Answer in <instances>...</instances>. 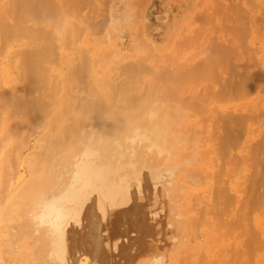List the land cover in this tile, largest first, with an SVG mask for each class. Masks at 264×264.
<instances>
[{
  "label": "bare ground",
  "instance_id": "obj_1",
  "mask_svg": "<svg viewBox=\"0 0 264 264\" xmlns=\"http://www.w3.org/2000/svg\"><path fill=\"white\" fill-rule=\"evenodd\" d=\"M74 1L76 2L78 0H74ZM12 3L13 4L11 6L9 5L8 7L7 6L3 7L4 6L3 5L0 9L1 10L0 13L4 15V17L0 16V35L2 38H3V36H6V39H7L6 44L4 46L5 49L4 48L3 49L7 51L10 48V47H8L9 46L8 43L13 40L12 37H17L18 39H20V41H21V37L26 38L28 41L26 43V45H28V46L31 45V47H28L27 49L21 48L22 51L20 50V47H19L18 51H17V49L15 51H13L14 53H16L15 55L13 54V52H12V54L7 52L10 54L11 57H9L6 62L0 63V86H1V84H3L1 82H4L5 84L9 83L7 86L10 89H14V87L17 85H14L13 83L10 84V81L14 82L15 78L20 77V78H23L22 81H23V88H24V94H22V95L20 94V96H18V94H16V92H13L14 94H12V90L10 93L8 87H6L8 90H6L5 88H4L5 89L4 90L3 88H1L2 86L0 87V97H2V99H0V118H2L3 112H5L4 114H7V115H9V114L11 115L12 113H15L17 115L20 114L23 116V115L28 114L27 117L28 118L32 117L31 120L33 122H31L30 119H28L26 116H23L24 121H19V119H17L18 123H16L17 122L15 120L16 118L15 119L12 118L13 121H16L14 126H16V124H17L18 129L20 127V122H21V128L23 127V129H21V128L19 129V131L21 132V130L24 131V126H26V124H28L27 123L28 120H29V123L36 124V126H37L38 122H34V121L35 120L39 121L40 117H41L40 121L42 120V122H43V120H45V117L48 114H50L49 112H51V110H52L51 109L52 105H54V107H56L58 109L60 108V111H64L63 112L64 115H65V111H66V116H68V117L66 118V121L64 122V120H63L64 115H62L63 117L62 116L60 117L57 115V119L55 122H51L52 121L51 120V121L45 123V126L43 123V127L45 130H44V136L42 138L44 144H42V145H44V146H43V148L40 147V149L41 148L42 149L39 151V153H40L39 157H38V154L37 155L34 154L33 156L31 155L29 157V161L27 158L24 161L25 165L28 167V172H29V175L27 178H21L22 176H24V173H21L20 171L19 172L21 174H23L22 176L17 171L18 172L17 175H15V174H13L11 176L8 175L9 178L6 177L7 173L4 170L3 171L5 174H3V175H2L3 172L0 171V188H1V190H3L4 187L8 186L9 188L7 191H8V193H11L10 198L7 200L6 199L4 200L3 199L4 197L0 198V201L2 199L4 200L2 202V205H4L6 203L3 207L4 212H3V210H1L0 221L4 218L5 221H7V222L11 223V225H13L15 223L13 221L18 220L17 219L18 215H19V217L21 216L22 218H24L26 220V222L24 221L22 224H20L21 223L20 222L21 217L19 218L18 221H16L20 225L15 223L16 226L14 225L15 226L14 228L15 229H16V227L19 228V230L16 229L17 232H15V233H14L15 230L13 231V229H12L13 227L11 225L10 226L12 227L11 229L13 232L11 231L10 227L8 228L9 224L7 226L5 223H2L3 226L1 228L5 229V225H6V228L10 229V230L6 229L8 232V234L6 232L7 236L10 235L8 238H5L4 236L0 238V243H1L0 245H1L2 249L4 251L6 249H8L9 250L8 252H10V253L12 252V254L14 253V255H15V252L22 248L23 249L22 254H21L22 257L20 255L21 259L20 260L18 259V261H20L21 264H168V263L170 264L171 261L174 262L176 255H179L182 252V250H184L183 249V247L185 246L184 241H186V240H184V236H186V234L183 235V228L185 229L186 225H188V224H185V221L187 222L188 220L185 219L184 221L183 220L180 221L181 223L179 222V220H180L179 216H181L182 213H184V212H182L180 210V207L176 206L177 205L176 202H178L176 200H178L179 198L176 199V197L173 196L172 190H175V187H173V186H176V185H173V181H175V178L177 177V175L179 173L177 166L180 165V162H178L179 165L178 164L176 165V163H175L176 159L173 161V160H171V157L174 154L172 151L177 147V145L180 144V142H182L183 131L185 133L184 129L186 127L184 128L183 125H181L183 127V129H181L182 128L181 127L180 128L181 130L177 129V131H175L176 129L173 126H171V124L174 125L175 121L178 122L181 118V114L179 113V115H178V112H176L175 110H172L171 109L172 107L170 108V106L167 107L166 104H167V102L169 103V105H170V102L175 103L177 98H178L177 102L179 103V105L181 104L180 102H183L179 99L178 95L180 94V92H182L183 90H187V89H184V88L180 89L178 87L180 85L179 82L181 83V85L185 84L186 81H190V83L194 84L193 82H198L199 80L200 81H202V80L206 81V79L212 80L214 78H215L214 79L215 82H217L218 78L216 81V77L219 76L220 74L217 75L216 77H214V75L216 73L215 69L222 67L221 64L223 63V61L226 62V61H228L227 59H230V57L232 58V56H235L237 54L236 53L237 51L234 48L237 49L238 47H236V46L234 47V44L236 45V42L238 41V39L236 42L231 41V39H230V45L225 44V43H229V41L227 42V40L223 44L222 43L219 44L220 41H222V40L219 41L216 39V42H218V44L213 45V47L210 50V54H208V57H205L204 59L202 58L201 59L202 61H199V63L192 60V61H194L193 62L194 64H191L190 62H192V61H189L190 64H187L188 62L185 63L187 65L180 64L178 66L179 68L176 67L175 65L174 66L176 68L172 67L171 70H168V69L166 70L164 68L165 71L163 69V72H160V71L156 72L157 70L155 72H152V70L150 69V66H148V65L146 66L145 63L143 64V62H141L139 60H138L139 62L138 61L135 62V61L130 60L131 63H128V64L122 66L121 70H119V71H122V72H119L122 74H119L118 76H114L115 78L113 76L108 75V77L106 76V77H103L101 80L99 79V81H98L99 85L97 84L98 85L97 87H95L96 84L94 85V82L91 78H90L91 80H89L86 77L89 81L93 82L92 83L93 89L90 86H88V87L86 86L85 87L87 89V90L85 89L86 93L85 94L83 93L84 95H79L78 92L76 90H74V87L72 84L73 79H75L76 83H77V81H79L78 79H82L85 76V74L88 73L87 72L88 70L86 71V69H85L86 63L87 64L91 63L88 61L89 58L87 60V56L89 54L86 56V54L83 53V54H81V56H82L80 58L81 61L80 62L77 61V63L72 61L68 74L65 73V76L69 75L68 81L65 83L64 80L62 79L64 82V83L62 82L63 83L62 87L64 90L63 92H65V94H64L65 99L61 100V101L60 100L58 101L57 99H56L57 101H55V99H53L54 102L49 100V101L53 102V103H51V102L49 103V101H47V100H48V98L51 97V94L54 93V92L53 93L51 92V94H50V88H51L50 85H53V87L56 90L55 86L58 85L56 83L58 81H62V80L61 79L56 80L53 77H51V75L53 73H51V71L49 69L50 66L46 65V62L49 63L51 61L48 56H50L52 51L55 50V49L52 50V46L54 44H52V46H51V43L48 44V42H47L48 40L47 41L45 40L46 38H49V33H52V32H50L48 29H46L47 30L46 31L44 28H41L37 25L34 26V25L36 23L39 24L41 22H47V23L49 22L50 26L52 24H53V26L54 25L59 26L62 23L61 22V16L59 14V12L61 11L60 10L61 6L59 7V4L54 3L52 0H12ZM230 8H232V7H230ZM230 8H228V9L226 8V10L230 11L231 10ZM64 10H66V9L64 8ZM232 10H235V8L234 9L232 8ZM64 12H66V11H64ZM10 15H11L12 19H11ZM229 16H230V14H229ZM8 17H10V19L13 21V22L10 21V23H12V24H7L9 22L6 23V20L9 19ZM62 17H63V15H62ZM240 17H241V15H240ZM248 18H249V16H248ZM250 20L251 19H249V23H250ZM262 21H264V20H262ZM27 22H30L32 24L27 25L28 24ZM238 23H239V21H238ZM235 25H233V26H235ZM262 27H264V25H262ZM240 28L239 29L234 28V30H233L238 35V38L241 36V34H243L242 33V31L244 30L243 28H245V30H246L244 32L248 31L246 29V27L242 26V29H240ZM51 31H53V30H51ZM240 31H241V34H240ZM59 32H61V31H58L57 33H59ZM239 34H240V36H239ZM208 36H210V35H208ZM233 36L237 37L236 35H233V33H232V40L234 38ZM9 37H11L12 40ZM8 38L11 41H8L9 40ZM36 38H38V39H36ZM40 38L42 39V41ZM214 38H216V37H214ZM15 39L16 38H14V40ZM39 39H40V42H43L45 40L46 43H44L45 42L44 41L42 44H36L34 42V40H39ZM224 39H225V37H224ZM240 39H241V37H240ZM2 40L3 39L0 38V42L4 43V41H2ZM16 41H18V40H16ZM16 41H14V42H16ZM14 42H12V44ZM216 42H214V43H216ZM23 43H25V42H23ZM6 45H8L7 46L8 49H7ZM72 47H73V45H72ZM251 49H253V48H251ZM4 50H1V51H4ZM255 50H257V49H255ZM85 51H87V50H83L82 52H85ZM55 52L56 51H54V54H55ZM75 52H76V49H75ZM88 52L89 51H87V53ZM241 52H243V51L241 50ZM2 54H3V52H1L0 55L3 56ZM55 55H57V54H55ZM51 56H52V54H51ZM193 57H195V56H193ZM176 58H178V57H176ZM191 59H193V58L191 57ZM70 60H72V59L70 58L69 62H70ZM173 60H175V59L173 58ZM18 62H19V64H18ZM132 62H134V63H132ZM229 62H231V60ZM224 65H226V63ZM245 65L244 66L242 65L244 67L243 69H245V67H246ZM251 65H253V64H251ZM14 66L18 70H14V68H13ZM11 67L13 68L12 70L10 69ZM168 67L170 69V66H168ZM168 67H166V68H168ZM224 67H226V66H224ZM249 67H251V66H249ZM5 68H8L9 71H5ZM153 68H155V67H153ZM232 68H235V67H232ZM243 69H242V72L240 74H238L239 72H237L235 74H232V72L230 73L233 76L238 75V78H237L238 81L235 80L236 77H234L235 79L233 80L232 77L230 76L231 80L229 81V79H228V80H226V83H223V81L225 79V78H223L222 83L224 86L222 85L221 88L222 87L223 88L225 87V88L221 89V91H219V92H216L215 95L210 93V94L214 95V97H210V98H215V97L218 98V99L215 98V101H216V100L220 99L219 98L220 96L217 97L218 95H221V97L223 98L222 94L224 95V98L223 99L221 98L220 100H225L226 96L227 97L229 96V98H232V96H235V97L238 96L237 98H239V96L242 97V95H244V94L246 95L247 93H249L248 95H250L251 89L253 90L256 87L255 86L252 88L251 84L257 85V86H258V84L264 85V71H262L264 69L261 68L262 70L258 69V71L253 70L254 72H252V73L249 72V69L247 67H246L247 70H245V72L243 71ZM13 70L17 71V75L15 78L13 76L14 72L12 73ZM149 70H151V71H149ZM226 70H224V71L226 72ZM146 71L152 72L151 75L153 78L150 80V82L152 81V83H151V85L149 84V87H146V86L142 87V89L144 91L143 90H141V91L144 92V95L143 94L139 95V94H137V92L138 93L140 92L141 88H139V87L141 84L138 86V83L140 82L139 80H141L142 74ZM228 72L229 71H227L226 73L228 74ZM89 74L90 73H88L87 76ZM122 75H124V76H122ZM90 76H92V75H90ZM51 78L53 80H51ZM118 78H120V79H118ZM219 78H221V77H219ZM227 78H229V77H227ZM117 79H118V81H117ZM50 80H51V82L54 80L57 81V82L54 81L55 86H54V84H50ZM19 81H20V79H19ZM157 81L158 82L160 81L161 83L159 84ZM184 81H185V83H184ZM231 81H234L232 83L234 85L231 84ZM235 81H236V83H235ZM212 82H213V80H212ZM220 83H221V80L218 84H220ZM228 83H230L231 85ZM85 84L87 85V83H85ZM144 85H146V84H144ZM181 85H180V87H181ZM195 85H196V83H195ZM54 88H51V90ZM185 88H190V86L185 87ZM57 90H59L58 87H57ZM78 90H80V89H78ZM145 90H146V92H145ZM6 91H7V93H6ZM36 91H38L40 94L37 93L38 95L36 94L34 96V93ZM81 91H82V89H81ZM81 91H79V92H81ZM226 91L228 93L230 92V94H228ZM55 92H57V95H58V91H55ZM140 93H142V92H140ZM55 95H56V93L53 96H55ZM64 95L62 93V97ZM192 95H194V94H192ZM53 96H52V98H53ZM200 96H198V99L199 98L201 99ZM175 97H177V98L175 99ZM208 98L209 97H207L206 99L209 100L210 98L209 99ZM234 98H232V99H234ZM170 99H172V100L175 99V100L172 101ZM198 99H196V100H198ZM165 100H166V104L163 105V102L165 103ZM167 100H169L170 102ZM55 102H57V103H55ZM199 103L201 105L200 101H199ZM183 104H181V108L179 107L180 110L182 109V106H183V108L187 106V108L190 109V108H192V106H194V104H197V103H194V104L188 103V105L191 104V107L186 105L187 103H185V105H183ZM197 106L199 107V105H197ZM134 107H135V109H134ZM204 107L206 108V106H204ZM173 108L179 109L178 107H174V106H173ZM7 109H9V112L7 111ZM11 109H12V113L10 111ZM190 110H192V109H190ZM31 112H33V113L36 112V114L32 113L29 115V113H31ZM42 112L44 113V117H43V115H40ZM63 113H61V114H63ZM228 114L229 113H227V115ZM230 114H232V113H230ZM230 114L228 116H231ZM17 115H16V117H17ZM31 115H33V116H31ZM38 115H40V116H38ZM216 115H218V114H216ZM227 115L225 117L223 116L226 120H224V119L222 120L223 122L227 121V122L223 123L225 125V127L227 128L225 136H223V142L225 144H228L229 142H231V140L233 138L236 139V136H237L236 134H239L237 131H239L241 128V127L239 128V126L240 125L245 126L246 124H243V123L247 122V120L245 118L246 116L243 114H236V116L234 114H232L235 117L232 116V117L226 118ZM218 116H220V115H218ZM4 117H5V115H4ZM24 117L26 118V120ZM33 117H35L36 119ZM42 117H43V119H42ZM223 117H221V118H223ZM18 118H20V117H18ZM208 119L210 120V118H208ZM212 119H213V117H212ZM5 120L6 119H4V121L0 122V131L5 130V128H6V125H7L6 121L7 120L6 121ZM219 120H221V119L219 118ZM219 120H217V121H219ZM13 121H12V123H14ZM232 121L237 122L236 124H237L238 128H236V126H235L236 124L234 125V124L230 123L231 124L230 126L234 125V127L236 129H239L236 131V129L234 127H231V128H234L237 133L236 132L234 133V131H232V129H230V126L227 125L229 122H232ZM42 122H41V124H42ZM39 124H40V122H39ZM41 124H40V126H42ZM213 124H214V122H213ZM216 124H217V122H216ZM220 125H218V126H220ZM221 126H223V125H221ZM10 127H11V125H10ZM38 127H39V125H38ZM36 128L37 127H34L35 130H37ZM16 129H17V126H16ZM19 131L17 132L18 134H16V133L15 134L16 135L23 134V131L21 134ZM242 131H243V129H242ZM28 132H29V129H28ZM34 132H35V134L33 133L34 135L38 134L37 133L38 131H34ZM5 133H6V131H5ZM13 133L11 132L10 135H12ZM39 134H40V132H39ZM16 135H15V138H16ZM26 135H25V137H26ZM30 136L32 139V134ZM30 136L28 138L29 140H27L29 142H30ZM216 136L217 135H215V138H216ZM4 137L5 136L3 135V139L5 140ZM25 137L22 139L24 140ZM12 138L14 141L15 138L14 137H12ZM6 140H7V138H6ZM6 140H5V142H6ZM17 140H19V138ZM186 140H188V139L186 138ZM213 141H215V140H213ZM24 142L26 143V140H24ZM202 142H203V144H205L204 141H202ZM0 144H2V143H0ZM16 144H17V142H16ZM224 145H222V147ZM191 146H193V145H191ZM237 146H235V147H237ZM4 147H5V145H4ZM182 147H184V146H181V148ZM222 147H221V149H222ZM229 147H230V145H229ZM0 148L2 149L3 147H0ZM15 149H17L16 151H18V153H19V154H17V156H19V159L18 158L17 159H18L19 164H20V163H22L21 161H23L22 160L23 155L21 153L23 151V145L19 148L17 146V148L15 147ZM226 149H227V145H226ZM6 150H8V149H6ZM183 150H184V148H182V151ZM194 150H196V149H194ZM197 151H199V150H197ZM206 152H207V150H206ZM1 153H2V151L0 150V155H1ZM6 153H8V152H6ZM12 153H14V150H12ZM202 153H204V152H202ZM249 153H251V151ZM175 154H177V151ZM255 154H257V152ZM201 155L203 156V154H201ZM205 155H206V153H205ZM186 156H188V155H186ZM190 156L192 159H195V158H193L194 153H193V157H192V155H190ZM190 156H189V158H190ZM255 156H254V158H255ZM12 157L13 156H11V158ZM182 157H184V155H182ZM191 158L189 160L190 161L189 163L192 162ZM215 158H217V157H215ZM4 159H5V157L3 158V161H4ZM198 159L199 158H197V160ZM221 159L223 160V157ZM241 159L239 161L240 163H241ZM14 160H16V159L15 158L12 159V165L13 166L12 165H10V166L17 168L16 166H14V164H16V161L14 162ZM179 160L181 161V159H179ZM185 160L188 161V159H184V161ZM9 161H11V160H9ZM256 161H257V158H256ZM13 162H14V164H13ZM254 163H256V162H254ZM9 164H11V163H9ZM194 164L196 165V163H194ZM15 170L16 169H13V171H15ZM253 171H254V169L252 170V172ZM262 171H264V170H262ZM187 172H188V170H187ZM15 173H16V171H15ZM217 173H218V171H217ZM262 173H264V172H262ZM2 176H3V179H2ZM215 176H217V174ZM5 177L7 178V180ZM12 177H15L14 179H16L18 182H20L19 183L20 185H18L15 190H12L13 188H15V186H14L15 183L12 184V181L14 182ZM195 177L193 176L191 178L194 179ZM191 178H189V179H191ZM195 179L193 180V182L195 181ZM228 179H227V181H228ZM262 179H264V178H262ZM215 180H216V178H215ZM191 182H192V180H191ZM194 183H196V181ZM217 183H219V182H217ZM249 185H250V183H249ZM218 186L216 188H218ZM220 188L221 187H219V189ZM260 189H262V188H260ZM178 190H179V188H178ZM180 191H181V189H180ZM254 191H256V190H253V193H254ZM4 192H6V190ZM4 192L1 191L0 193L2 194ZM219 192H220V194H219ZM249 192H251V191H249ZM201 193L202 192H200V194ZM262 193H264V192H262ZM211 194H213V193H211ZM218 194L220 197L219 196L216 197L217 195L215 197L219 198L217 200L221 199V202L219 201L221 204L224 203L223 200L227 203L230 202V199H229L230 195L228 196L226 191L223 190V188L221 189V191H218ZM213 195H215V194H213ZM260 195L262 198L260 197ZM260 195L258 196L259 198L255 197L257 199L253 203H252V201L250 202L249 199L251 197L250 200H253L252 196L254 198V196H257V195H251L249 197V199H247L248 202L252 203L251 205H253L254 208L255 207H259L260 209H261V207L264 208V196H262L264 194H260ZM4 196H6V193ZM221 196L223 199L221 198ZM243 196H244V194H243ZM193 199L194 198L192 197V200L190 203H195V202H192V201H194ZM244 201H245V199H244ZM201 203H202V201H200V202L198 201L196 203L197 204L196 206L198 207V205H200ZM0 204H1V202H0ZM182 204H184V203H182ZM185 204L183 206H185ZM215 204H217V203H215ZM226 204H224V205H226ZM230 204H231V202H230ZM179 206H181V203ZM193 206L195 207L194 204H193ZM205 206L209 207V204L208 205L205 204ZM246 206H248V205H246ZM199 207H201V206H199ZM224 207H226V206H224ZM251 207L248 209H252ZM189 208L191 209V205ZM203 208H202V210H203ZM218 208H219V206H218ZM238 208H240V207H238ZM222 209H225V208L222 207ZM226 209H227V207H226ZM197 210H198V208H197ZM245 210H246V208H245ZM248 211L245 213L247 214ZM194 212H195V210H194ZM25 214H27V218H26V216L23 217V215H25ZM197 214H199V213H197ZM202 214H204V213H202ZM218 216H216V217H218ZM14 217L16 218V220L14 219ZM10 218L12 221H10ZM214 218H215V216L212 217V219H214ZM190 220H192V219L190 218ZM243 220L245 221V219H243ZM248 220H247V222H248ZM257 220H258V218H257ZM260 220H261L260 222L258 221L259 222V228L261 229L259 231L260 234L258 233L259 236L249 237L250 240L249 239L248 240H249L250 244H249V246L247 245L248 247L243 248V252L245 251L244 249H247V248H248L247 249L248 251L251 250L249 248L252 245H254V246L256 245L255 246V250H257L256 253H259L258 251H260L261 249L264 250V238H261V235H264V217H262ZM209 225L210 224H208L207 226H209ZM245 226H244V228H245ZM238 227H239V224H238ZM240 227H242V226H240ZM229 228H230V226H229ZM256 228H258V226ZM4 229H3V231H4ZM192 229H194L193 226H192ZM198 229H200V227ZM237 229H239V228H237ZM251 229H253V228H251ZM186 230L189 233V230H191V229H189V226H188V228ZM231 230H233L232 226H231ZM9 232H10V234H9ZM18 232L21 233V236L18 235L19 234ZM0 233H2V232H0ZM192 233H194V232H192ZM198 235H199V233H198ZM242 235H243V233H242ZM242 235L240 234V236H242ZM187 236H188V234H187ZM205 236L206 235H204V237ZM247 236L248 235H246V237ZM21 237L23 238V240H25L24 237H26V240H25L26 243L29 244V241H27V240H30V243H32V244L23 245L20 247V244H22L21 242L19 243V240L20 241L22 240ZM181 237H183V240L180 242L179 238H181ZM222 238H224V237H222ZM230 238H231V236H230ZM191 239L193 240V238H191ZM10 240L12 241V243ZM5 242H7L10 245L6 246L7 244H4ZM197 242L198 241H196V244H198ZM201 243H207V245H208V241L207 242L204 241ZM201 243H200V245H202ZM232 245H233V243H232ZM189 247H188V249H189ZM199 247L196 246L195 249L198 248V250H199ZM252 249H254V248L252 247ZM240 250H238L239 252H236V253L242 252V250L241 251ZM20 251H19V253H20ZM223 251H226V247H224V246H222L220 248L219 253L223 252ZM242 253H240V254H242ZM223 254H221V257ZM240 254L237 256L238 259H239V256H240V259L242 257V255H240ZM253 254H255V252ZM3 255H2V257H3ZM204 255H205V253H204ZM234 255H237V254H234ZM7 256H9V255H7ZM180 256L183 257V255H180ZM219 256H220V254H219ZM190 258H188V259H190ZM237 258H235V260H238ZM221 259L224 260V258H221ZM230 259H229V262H230ZM34 260H35V263H33ZM205 261H206V259L204 260V262ZM226 262L227 261H225L224 264H227ZM236 262H239V260ZM236 262H235V264H236ZM207 263H208V261H207ZM207 263L205 262L204 264H207ZM257 263L258 264H264V262H262V261H259ZM0 264H2V263H0ZM6 264H8V262ZM171 264H173V263H171ZM232 264H234V263H232Z\"/></svg>",
  "mask_w": 264,
  "mask_h": 264
},
{
  "label": "rangeland",
  "instance_id": "obj_2",
  "mask_svg": "<svg viewBox=\"0 0 264 264\" xmlns=\"http://www.w3.org/2000/svg\"><path fill=\"white\" fill-rule=\"evenodd\" d=\"M52 1L56 4H59V7L61 6L60 7L61 11L59 12V14L61 16V22L62 23L59 26H57V25L53 26V24L50 26L49 22L48 23L47 22H41L39 24L36 23L34 26L37 25L41 28H44L45 30L48 29L50 32H52V33H49V38H46V39L44 38V39L46 41L48 40L47 42H48V44L51 43V46H52V44H54L55 46L54 45L52 46V50L55 49L54 51L57 52V53L55 52V54H57V55H55L54 51L51 50L52 56H51V54H50V56H48L51 61L49 60L50 61L49 63L46 62V65L50 66L49 69H50L51 73H53L52 74L53 76L51 75V77H53L54 79H56V80H60V79L62 80L63 79L64 82L66 83L69 79V75L65 76V73L68 74L72 61L76 62V63H77V61L80 62L81 61L80 58L82 57L81 54L84 53V54H86V56L89 54L87 56V60L89 58L88 61L91 63H89V64L86 63L85 69H86V71L88 70L87 72L90 74L87 76L88 73H86L82 79H78L79 81H77V83L75 82V79H73V83H72L74 90H76L79 95H84L86 93V90H87L85 88L86 86L87 87L90 86L93 89V86H92L93 82H94V85L96 84L95 87H97L99 85L98 84L99 79L101 80L103 77H106V76L108 77V75L114 77V76H118L119 74H122V73H119V72H122V71H119V70H121V67L128 64V63H131V61L136 62L139 60V61L143 62V64L145 63L146 66L147 65L150 66V69L152 70V72H155L156 70H157L156 72H158V71L163 72L164 68L166 70L167 69L171 70L172 67L173 68L175 66L178 67L180 64L184 65L186 62H188L187 64H190V63L194 64L193 63L194 61L199 63V61H202L201 60L202 58L204 59L205 57H208V54H210V50L213 47V45L218 44V42H216V39L219 41L220 40L223 41V42L220 41L219 44H221V43L223 44L224 42H226V40H227V42L229 41V43H225L226 45H228V44L230 45V39H231V41H234V42H236L238 39V41L236 42V45L234 44V47L235 46L238 47L237 49L234 48L237 51L236 52L237 54L235 56H232L233 59L230 57V59H227L228 61H226V62L223 61V63L221 64L222 67L215 69L216 73H215L214 77H216L217 75L220 74L219 76L216 77V81L218 78L217 82H215V80H214L215 78L212 79L213 82L211 79L210 80L206 79V81H204V80L200 81L199 80L198 82H193L194 84L190 83V81H186V83L184 81L185 84L181 85V83L179 82L181 87L179 84H178L179 85L178 87L180 89H182V88L187 89V90H183L178 95L179 99L181 101H183V102H180V101L179 102L181 104L184 103L183 105H185V103H187L186 105H188V103H192V104L197 103V104H194V106H192V108H190L192 110L187 108V106L184 108L182 106V109L180 110L181 104L179 105V103L177 102V100H178L177 97H175V99L177 98L175 103L174 102L172 103L169 100H167L170 102V105L168 102L166 104V100H165V103L163 102V105L166 104L167 107L170 106V108L172 107L171 108L172 110H175L176 112H178V115H179V113L181 114V118H180L181 121L179 120L180 122L179 121L178 122L175 121V123L173 122L174 125L171 124V126H173L176 129L175 131H177V129L181 130V129H183V127L184 128L186 127L184 129L185 133L183 131L182 142H180V144L177 145V147L172 151L174 153V154L172 153L174 156L172 155L171 160L174 161L176 159V162H175L176 165L178 164V162H180V165L178 164L179 166H177L179 173H178L177 177L175 178V181H173V185H176V186H173V187H175V190H172V191H173V196L176 197V199L179 198L178 200L175 199L176 201H178V202H176L177 203L176 206L180 207V210L185 213V214L182 213V215L179 216V218H180L179 222L182 220L184 221L186 219L188 221L187 222L185 221V224H188V225H186L185 229L183 228V235L186 234V236H184V240H186V241H184V245H185L183 247L184 250H182V252L179 255H176L174 262L171 261V263H173V264H189L191 262L190 264H204L205 262L207 263V261H208L207 264H212V263L213 264L214 263L215 264H224L225 261H227L226 262L227 264H232V263L235 264V262L238 260H239V262H236V264H245V263L246 264H258L257 262H259V261L264 262V250L261 249L260 251H258L259 253H256L257 252V250H255L256 245L250 246L249 249H251V250H249V251L247 250L248 248L244 249L245 251L243 252V248L248 247L250 244L249 243V240H250L249 237L259 236V234H260L259 231L261 230L259 228V222L261 221L260 219L262 217H264V208H262V207H261V209L259 207L254 208L253 205H251L257 198H259L258 196L260 194H264V193H262V192H264V179H262V178H264V173H262V172H264V171H262V170H264V85L258 84V86H257V85L251 84L252 88L255 86L257 88L255 87L253 90L251 89V92L249 91L250 95H248L249 93H247L246 95L244 94L245 96L244 95H242V97L239 96V98H237L238 96H236V97L232 96V98L235 97L236 99L235 98L232 99V98H229V96L228 97L226 96L225 97V100L227 99L226 101L220 100L222 98L221 95L217 96V97L220 96L219 97L220 99L216 100V101H215L216 97L210 98V97H214L216 92H219V91H221V89L225 88V87L221 88V86L223 85V83H226V80L229 79V81H230L231 77L234 80L235 79L234 77H236L235 80L238 81L237 80L238 75L233 76L232 74H235L237 72H239L238 74H240L242 72V69L244 68L243 66L245 64H246L245 66L249 69V72H251V73L254 71H258V69L259 70L264 69V27H262V25H264V21H262V20H264V0H217V1L216 0H78L76 2L74 0H63V1L62 0H52ZM12 4H13L12 0H6V1L0 0V9L3 5H4L3 7H5V6L8 7L9 5L11 6ZM71 4L72 5L74 4V5L72 6ZM230 7H232L233 9L235 8V10H232V8H230ZM64 8L66 10H64ZM226 8L227 9L230 8L231 10L230 11L226 10ZM64 11H66V12H64ZM229 14H230V16H229ZM2 15L3 14L0 13V16L4 17V15L3 16ZM62 15H63V17H62ZM240 15H241V17H240ZM248 16H249V18H248ZM10 17H11V15H10ZM10 17H8V18L10 19ZM9 19H7V20L5 19L6 23L9 22L7 24H12V23H10V21L13 22L11 20L12 17L10 20ZM249 19H251L250 23H249ZM238 21H239V23H238ZM30 22H27L28 23L27 25H31L32 23H30ZM233 25H235L236 27ZM242 26L246 27V29L248 31L244 32L246 30H245V28H243L244 29L242 31L243 34H241V31H240L241 36L239 34V36L241 37V39H240V37L238 38V35L233 30H234V28L239 29L240 27H241L240 29H242ZM51 30H53L54 32ZM58 31H61V32L57 33ZM231 32L233 33V35L237 36V37L233 36L235 38V39L233 38V40H232V33ZM208 35H210V36H208ZM223 36L225 37V39ZM214 37H216V38H214ZM0 38L3 39L2 41H4V43L0 42V54H1V52H3V54H2L3 56L0 55V58H1L0 63L6 62L7 59L9 57H11L9 53L12 54V52L15 51L16 49L18 51L19 47H20V50H21V48L27 49L28 47H31V45L30 46L26 45V43L28 42L26 38L21 37V41H20V39H18L17 37H12L13 40H14V38H16L14 41L18 40L16 42H14L12 40V38L9 37V38H11L12 41L8 38L9 39L8 41H11V42H9V43L7 42L9 46L6 45V47L8 46L10 48L8 49V47H7L8 50L6 51V50H4L5 49L4 46H5L6 41H7L6 36H3V38H2L0 35ZM36 39H38V38H36ZM40 39L34 40V42L36 44H42L45 41L44 40L43 42H40ZM212 40L216 43H214ZM41 41H42V39H41ZM46 41L44 43H46ZM12 42H14V43L12 44ZM23 42H25V43H23ZM72 45H73V47H72ZM251 48H253V49H251ZM75 49H76V52H75ZM255 49H257V50H255ZM1 50H4V51H1ZM83 50H87L89 52L88 53H87V51H85L86 53L82 52ZM241 50L243 52H241ZM7 52H9V53H7ZM13 54L15 55L16 53L13 52ZM192 55L195 57H193ZM176 57H178V58H176ZM191 57L193 59H191ZM70 58L72 60H70V62H69ZM173 58L175 60H173ZM192 60H194V61H192ZM230 60H231V62H229ZM189 61H192V62L189 63ZM242 61L243 62L245 61L244 62L245 64ZM249 62L250 63L252 62L251 64H253V65H251ZM132 63H134V62H132ZM225 63H226V65H224ZM18 64H19V62H18ZM187 64H185V65H187ZM167 65L170 66V69ZM224 66H226V67H224ZM249 66H251V67H249ZM153 67H155V68H153ZM166 67H168V68H166ZM232 67H235V68H232ZM246 67H245V69H243L244 72H245V70H247ZM13 68H14V70H18V69H16L15 66ZM13 68L11 67L10 69L12 70ZM165 69H164V71H165ZM14 70L12 71V73L14 72L13 76L15 78L17 75V71H14ZM151 70H149V71H151ZM224 70H226V72L229 71L228 72L229 75ZM5 71H9V69L5 68ZM262 71H264V70H262ZM152 72H147V71L144 73L142 72L143 74L141 76V80H139L140 82L138 83V86L141 84L139 88H141L140 92H142V93L137 92V94H139V95L143 94L144 95V92H143L144 90L142 89V87H145V86L149 87V84L151 85L152 81L150 82V80L153 78L151 75ZM231 72H232V74H230ZM90 75H92L93 77ZM122 76H124V75H122ZM86 77L89 80L92 79L93 82L89 81ZM219 77H221V78H219ZM227 77H229V78H227ZM18 78L20 79V81ZM18 78H15L14 82L10 81V84L13 83L14 85H17L14 87V89H10L7 86L9 83L5 84L4 82H1L3 84H1L2 87L1 86L0 87L3 89L5 88L6 90H8L6 88V87H8L10 93L12 90V94H14L13 92H16V94H18V96H20V94L21 95L24 94L23 81H22L23 78H20V77H18ZM223 78H225L224 81H223ZM118 79H120V78H118ZM118 79H117V81H118ZM51 80H53V79L51 78ZM51 80H50V84H54V81L57 82L56 80L51 82ZM63 80L58 81L56 83L59 86L58 85L55 86V84H54V86L56 87V90L53 87V85H50L51 88H54L52 90L50 88V94H51V92L52 93L54 92V93L51 94V97L48 98L47 101H49V100L53 101V99H55V101H57V100L61 101V100L65 99V95H64L65 92H63L64 90L62 87V84L64 83ZM220 80H221V83L218 84L220 82ZM222 81H223V83H222ZM236 81H235V83H236ZM233 82L234 81H231V84ZM85 83H87V85ZM158 83L160 84L161 82L159 81ZM195 83H196V85H195ZM144 84H146V85H144ZM228 84H230V83H228ZM232 85H234V84H232ZM188 86H190V88H185ZM57 87L59 88V90H57ZM78 89H80V90H78ZM81 89H82V91H81ZM141 90H143V91H141ZM55 91H58V95H57V92H55ZM79 91H81V92H79ZM145 92H146V90H145ZM6 93H7V91H6ZM37 93H39V92L36 91L34 93V96ZM55 93H56V95L53 96ZM62 93L64 95L63 97H62ZM210 93H212L214 95H212ZM192 94H194V95H192ZM228 94H230V92ZM52 96H53V98H52ZM198 96H200L201 99L200 98L198 99ZM222 96L224 98L223 94H222ZM207 97H209L210 99L208 98L209 100H207L206 99ZM0 99H2V97H0ZM196 99H198V100H196ZM216 99H218V98H216ZM170 100H172V99H170ZM174 100H172V101H174ZM51 101H49V103ZM199 101L201 102V105H200ZM53 102H51V103H53ZM55 103H57V102H55ZM197 105H199V107ZM173 106L178 107V108L180 107V108L179 109L173 108ZM188 106L191 107V104ZM204 106H206V108ZM51 109H50L51 112H49L50 114H48V115L46 114L47 116L45 117V120H43V122H42V120L40 121L41 117H40L39 121H36L35 120L36 118L33 117V118H35L34 122H38L37 126H36V124L29 123V120H28V122H27L28 124H26V126H24V131L21 130V132L19 131V129L21 128V122H20L19 129H18V125L16 124L18 130L16 129V126H14L15 122L17 121V119H19V121H24L23 116L27 117L28 114L23 115V116L20 114L17 115L15 113H12V109L10 110L12 113L11 115L10 114L9 115L4 114L5 112H3L2 118H0V122L4 121V119H6L7 121L6 120L5 121L7 122V125H6L5 130L0 131V143H2V144H0V147H3L2 149L0 148V150L2 151V153L0 155V165H1L0 171L3 172L2 175L5 174L4 173V171H5L7 173L6 177L9 178L8 175H10V176L13 174L17 175V173L20 171L21 173H24V176H22L23 174H21L19 172L22 176L21 178H27L28 177V175H29L28 167L25 165L24 161L26 160V158L29 161V157L31 155L33 156L34 154L35 155L38 154V157H39V154H40L39 151L44 146V145H42V144H44L42 138L44 136V130H45L43 127V123L45 126V123H47L51 120H52L51 122H55L57 119V115L60 117L62 115H64V113H63L64 111H60V108L58 109V108L54 107V105L51 106ZM134 109H135V107H134ZM7 111L9 112V109H7ZM32 113L33 112L29 113V115ZM34 113L36 114V112H34ZM61 113H63V114H61ZM227 113H229V114L232 113L235 116H236V114H243L246 116L245 118H246L247 122L243 123V124H246L245 125L246 127L244 125H243L244 127L241 125L239 126V128L241 127L240 130L236 129V128H238L237 124H236L237 122L232 121V122H229L228 124L226 123L229 126L231 124H234V125L236 124L235 125L236 128L233 125V126H230V129H232V131H234V133L237 130H239V131H237L239 134H236L237 135L236 139L233 138L232 139L233 141L231 140V142H229L228 144H225L223 142V136H225L227 128L225 127V125L223 123H225L227 121L223 122L222 120L223 119L226 120L224 117L227 115ZM216 114H218L220 116H218ZM232 114H230L231 116L227 115L226 118L232 117V116L235 117ZM4 115H5V117H4ZM16 115H17V117H16ZM40 115H43V117H44L43 112ZM40 115H38V116H40ZM31 116H33V115H31ZM18 117H20V118H18ZM43 117H42V119H43ZM67 117L68 116H66V111H65V115L63 117L64 122L66 121ZM212 117H213V119H212ZM218 117L221 120H219ZM221 117H223V118H221ZM12 118L13 119L16 118L15 119L16 121H13ZM208 118H210V120ZM28 119H30V121L33 122L31 120L32 117L28 118ZM25 120H26V118H25ZM217 120H219V121H217ZM12 121L14 123H12ZM39 122H40V124L42 122V124H41L42 126H40ZM213 122H214V124H213ZM216 122H217V124H216ZM16 123H18V121ZM219 123L223 126H221ZM10 125H11V127H10ZM38 125L40 128L38 127ZM181 125H183V127ZM218 125H220V126H218ZM34 127H37L36 128L37 130H35ZM231 127H234L236 129V131L234 128H231ZM27 128L29 129V132H28ZM21 129H23V127ZM242 129H243V131H242ZM5 131H6V133H5ZM18 131L20 132V134L23 131V134L16 135V134H18L17 133ZM34 131H38L37 132L38 134L34 135L35 134ZM11 132L12 133L14 132V133L12 135H10ZM39 132H40V134H39ZM31 134H32V139L30 136ZM3 135L5 136L4 137L5 140L7 138L6 142L3 139ZM15 135H16V138H15ZM25 135L27 138L25 137ZM215 135H217L216 138H215ZM29 136H30V142L27 141V140H29L28 139ZM12 137L15 138L14 141H13ZM24 137H25L24 140H26V143L22 139ZM185 137L188 140H186ZM18 138L20 141L17 140ZM200 139L202 141H204L205 144H203V142ZM213 140H215V141H213ZM16 142H17V144H16ZM15 144L18 146V148L23 145V151L21 152L23 155V157H22L23 161H21L22 162V163H20L21 165L19 164V161H18L19 156H17V154H19V153H18V151H16L17 149H15V147L17 148V146ZM4 145H5V147H4ZM191 145H193V146H191ZM222 145H224V146L222 147ZM226 145H227V149H226ZM229 145H230V147H229ZM181 146H184V147H182V148H184L183 151H182ZM235 146H237V147H235ZM40 147H42V148L40 149ZM221 147H222V149H221ZM6 149H8V150H6ZM194 149H196V150H194ZM12 150H14L15 154L12 153ZM197 150H199L200 152ZM206 150H207V152H206ZM176 151H177V154H175ZM250 151H251V153H249ZM6 152H8V153H6ZM202 152H204V153H202ZM254 152L255 153L257 152V154H255ZM193 153H194V157H193ZM205 153H206V155H205ZM181 154L184 155V157H182ZM201 154H203V156ZM186 155H188V156H186ZM190 155H192V157L195 159H192ZM253 155L254 156L256 155L255 158ZM11 156H13V157L11 158ZM189 156H190L191 161H192L191 163H189L190 162ZM4 157H5V159L3 161ZM215 157H217L218 159ZM222 157H223V160L225 162L221 159ZM14 158L16 159V160H14V162L16 161V164H14V162H13V164L17 168L12 167L13 166L12 165V159H14ZM197 158H199V159L197 160ZM200 158L201 159L203 158V159L201 160ZM256 158H257V161H256ZM179 159H181L182 162ZM184 159H188V161L187 160L184 161ZM240 159H241V163L239 162ZM9 160H11V161H9ZM193 162L196 163V165ZM254 162H256V163H254ZM9 163H11V164H9ZM10 165H12V166H10ZM12 168L16 169L15 170L16 173H15V171H13ZM186 169L188 170V172ZM253 169H254V171L252 172ZM217 171H218V173H217ZM216 174L218 177L215 176ZM190 176L191 177L196 176L195 177L196 179L195 178L194 179L198 185L196 183H194L195 181L193 182L194 179L191 178ZM7 178H6V180H7ZM14 178L15 177H12V179L14 180V182L12 181V184L15 183L14 184L15 188H13L12 190H15L16 187L18 185H20L19 184L20 182H18ZM189 178H191V179H189ZM215 178H216V180H215ZM2 179H3V176H2ZM227 179H228V181H227ZM191 180H192V182H191ZM217 182H219V183H217ZM249 183H250V185H249ZM217 186H218V188H216ZM219 187H221V188L219 189ZM8 188H9L8 186L4 187L3 190H1V188H0V192L1 191L4 192L6 190V192H4L2 194L0 193V198L4 197L3 198L4 200L5 199L7 200L10 198L11 193H8V191H7ZM178 188H179V190H178ZM222 188L224 191H226L228 196L230 195L229 199H230L231 204H230V202L227 203L224 200H223L224 203L221 204L220 203L221 199L217 200L219 198H216V197H218L220 194V192L218 194V191H221ZM260 188H262V189H260ZM180 189H181V191H180ZM253 190H256V191H254V193H253ZM249 191H251V192H249ZM200 192H202V193L200 194ZM5 193H6V196H4ZM211 193H213L215 195H213ZM243 194H244V196H243ZM250 194L251 195H257V196H254V198L255 197H257V198L254 199L252 196L253 200H250L251 199ZM176 195L177 196L179 195V196L177 197ZM262 196H264V195H262ZM192 197L194 198L193 199L194 201H192V202H195V203H190L192 200ZM249 197H250V199H249ZM260 197H261V195H260ZM221 198H222V196H221ZM3 199L0 201L1 202L0 214H1V210H3V207L6 204L5 203L4 205H2V202L4 201ZM244 199H245V201L247 199H249V201L250 202L252 201V203L248 202V200L245 202ZM198 201L199 202L202 201V203L200 205H198V207H197L196 203ZM180 203H181V206H179ZM182 203H184V204L186 203L185 206H183L184 204H182ZM215 203H217L218 205ZM193 204L195 205V207L193 206ZM205 204L206 205L209 204L210 208L208 206H205ZM224 204H226V205H224ZM190 205H191V209L189 208ZM246 205H248V206H246ZM199 206H201V207H199ZM218 206H219V208H218ZM224 206H226L227 209ZM222 207L225 209H222ZM238 207H240L241 209ZM250 207L252 209H248ZM197 208H198V210H197ZM202 208H203V210L204 209L205 210L203 211ZM245 208H246V210H245ZM194 210H195V212H194ZM247 211H248V213L246 214L245 212H247ZM3 212H4V210H3ZM197 213H199V214H197ZM202 213H204V214H202ZM25 216L27 218V214L23 215V217H25ZM214 216H215V218L212 219V217H214ZM216 216H218V217H216ZM20 217L18 215L17 219L19 220ZM190 218L192 220H190ZM257 218H258V220H257ZM14 219L16 220L15 217H14ZM243 219H245V221ZM246 219L247 220L249 219L248 222ZM18 220H16V221H18ZM10 221H12L11 218H10ZM16 221H13V222L18 224ZM24 221L26 222V220L21 217V219H20L21 223L20 222L19 223L22 224ZM2 223H5L7 226L9 224L8 228L10 227V229L13 227L12 228L13 231L15 230L14 233L17 232L16 229L19 230V228H17V227H16V229L14 228L16 226L15 223L13 225H11V223L5 221L4 218L0 221V225H1L0 228L3 226ZM20 224H18V225H20ZM208 224H210V225L207 226ZM238 224H239V227H238ZM6 225H5V229L4 228L0 229V232H2V233H0V238L3 236L5 238H8L10 236V235L7 236V234H8L7 230H10V229H7ZM245 225L246 226L248 225V226L246 227ZM188 226H189V229H191V230H189V233L186 230L188 228ZM192 226L194 227L195 230L192 229ZM229 226H230V228H229ZM231 226H232L233 230H231ZM240 226H242V227H240ZM244 226H245V228H244ZM257 226H258V228H256ZM199 227H200V229H198ZM237 228H239V229H237ZM251 228H253V229H251ZM3 229H4V231H3ZM12 229H11V231H12ZM6 232H7V234H6ZM192 232H194L195 234ZM198 233H199V235H198ZM242 233H243V235H242ZM9 234H10V232H9ZM187 234H188V236H187ZM240 234L242 236H240ZM18 235L21 236V233H19ZM204 235H206L207 237L206 236L204 237ZM246 235H248V236L246 237ZM230 236H231V238H230ZM22 237H21L22 240L21 241L19 240V243L20 242L22 243V244H20V247L23 245L32 244V243H30V240H27V241H29V244H27L25 241L26 237H24L25 240H23ZM222 237H224V238H222ZM191 238H193V240ZM261 238H264V235H261ZM179 240L181 242L183 240V237L179 238ZM196 241H198L197 243L199 245L196 244ZM200 241L201 242H204V241L207 242L208 241V245H207V243H201ZM11 243H12V241H11ZM200 243L202 245H200ZM232 243H233V245H232ZM4 244H7L6 246L10 245L7 242H5ZM194 246L195 247L200 246L199 250H198V248L195 249ZM220 246L226 247V251L219 253V250L221 248ZM188 247H189V249H188ZM252 247L254 249H252ZM240 249L242 250L243 253L242 252H240L242 254L236 253V252H239L238 250H240ZM6 250L4 251L0 245V261L2 260L0 263L6 264L8 262V264H21V262L18 261V259L19 260L21 259L20 255L22 254V250H23L22 248L20 249L21 251L20 250L16 251L15 255H14V253L12 254V252L11 253L8 252L9 251L8 249H6ZM19 251H20V253H19ZM254 252H255V254H253ZM204 253H205V255H204ZM219 254H220V256H219ZM221 254H223L222 257H221ZM234 254H237V255H234ZM239 254L242 255L241 259H240V256H239V259L237 258V256ZM2 255L4 258L2 257ZM7 255H9V256H7ZM180 255H183V257ZM21 257H22V255H21ZM234 257L237 258L238 260H235ZM188 258H190V259H188ZM221 258H224V260H222ZM205 259H206V261L204 262ZM229 259H230V262H229ZM33 263H35V260L33 261Z\"/></svg>",
  "mask_w": 264,
  "mask_h": 264
}]
</instances>
